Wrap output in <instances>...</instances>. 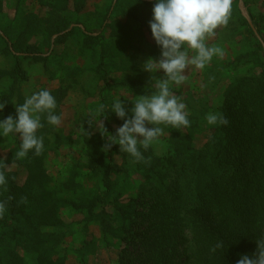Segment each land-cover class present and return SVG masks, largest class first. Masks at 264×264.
Instances as JSON below:
<instances>
[{
	"label": "rangeland",
	"instance_id": "1",
	"mask_svg": "<svg viewBox=\"0 0 264 264\" xmlns=\"http://www.w3.org/2000/svg\"><path fill=\"white\" fill-rule=\"evenodd\" d=\"M154 2L0 0V103L5 96L10 102L4 103L0 119L15 117V105L41 88L56 97V111L62 113L60 125L45 120L38 130L44 139L39 155L30 151L18 156V133L0 136V170L6 176L14 173L22 200L17 218L11 220L7 212L0 216V254L5 259L17 255L22 260L16 264H139L136 249L147 223L143 215L157 186L180 185L190 195V184L205 183L220 165L219 124L209 125L205 117L209 112L223 114L227 101L238 92L264 88V0H232L227 25L218 27L208 40L210 46L220 47L221 54L203 69H185L188 79L174 93L186 105L187 128L161 125L164 134L159 141L147 151L141 149L145 160L134 162L120 152L119 144L103 150L108 137L101 136L96 123L102 121L111 133L108 114L114 129L123 120L111 110L101 113L100 105H109L114 95H124L130 109L131 99L151 94L153 76H164L163 70L143 69L149 56L160 57L149 27ZM67 19L73 25L55 33ZM103 31L106 68L113 80L108 88L99 70V48L85 44V32ZM22 33L26 44L47 57V62L22 60L27 79L10 73L17 58L12 41L22 38ZM175 137H187L184 144L190 149L174 152L177 161L170 164L166 155ZM110 164L111 190L105 196ZM184 233L190 237L187 225L178 239ZM126 238L132 242L128 244Z\"/></svg>",
	"mask_w": 264,
	"mask_h": 264
},
{
	"label": "trees",
	"instance_id": "2",
	"mask_svg": "<svg viewBox=\"0 0 264 264\" xmlns=\"http://www.w3.org/2000/svg\"><path fill=\"white\" fill-rule=\"evenodd\" d=\"M67 22L68 19L60 23L55 33L73 25ZM76 29L75 26L71 31ZM20 36L22 38L12 41L17 58L10 73L27 79L22 60L31 58L47 62V57L37 53L33 44H26L24 33ZM106 39L104 31L98 34L85 32V44L99 48V70L104 73L108 88L113 80L106 68ZM255 40L262 48V41L256 35ZM3 101L6 105L10 103L8 96ZM223 116L228 123L218 126L222 137L218 155L220 165L215 166L211 178L202 184L198 181L190 184V195L184 194L180 185L157 186L152 204L143 215L147 223L143 221L146 229L139 234L136 249L139 264H171L174 260L175 264H236L241 253L251 255L256 252V240L264 239V88L236 93L225 104ZM107 118L108 128L115 134L111 116L108 114ZM185 139H173L166 155L168 163L177 161L174 152L190 149L184 144L187 137ZM116 146L113 144L111 148ZM109 169L104 178L105 196L111 190L112 164ZM6 177L1 200L7 202L6 212L14 220L21 209L20 187L14 173L10 172ZM184 225L189 227L190 237L184 233L178 239ZM31 240L28 237V244ZM126 240L128 244L132 242L130 238ZM220 242L223 246L216 248ZM182 257H185L183 262ZM19 260L22 258L17 255L7 260L0 254V264H16Z\"/></svg>",
	"mask_w": 264,
	"mask_h": 264
},
{
	"label": "clouds",
	"instance_id": "3",
	"mask_svg": "<svg viewBox=\"0 0 264 264\" xmlns=\"http://www.w3.org/2000/svg\"><path fill=\"white\" fill-rule=\"evenodd\" d=\"M231 13L232 0H155L149 27L160 48V57L149 56L143 69L149 73L163 70L164 76H153L151 94L137 95L131 99L130 109L126 108V100L122 99L126 97L124 95H114L109 105H100L101 113L111 110L118 119L123 120L115 134L109 133L102 121L96 123L101 136L108 137L109 143L103 146L104 151L111 149L113 144H119L120 152L129 154L134 162L145 160L141 149L147 151L159 141L164 134L161 125L173 129L190 125L186 105L174 93V88L187 81L185 69H203L214 56L221 54L220 47L210 46L208 40L215 35L218 27L227 25ZM4 107L5 104L0 103V114ZM57 107L56 97L47 88L33 91L22 104L15 105V117L8 115L0 119V136H17L18 133V156L25 157L30 151L39 155L44 147V139L38 130L44 127L45 120L52 126L60 125L62 113L56 111ZM205 120L209 125L228 123L227 118L219 112H209ZM149 124L153 126L148 127ZM89 125L92 126V121H89ZM6 182L5 172L0 170V186ZM6 207L7 202L0 200V216L5 214ZM256 243V252L251 255L241 253L236 264H264V239H257ZM222 246L220 242L216 248Z\"/></svg>",
	"mask_w": 264,
	"mask_h": 264
}]
</instances>
